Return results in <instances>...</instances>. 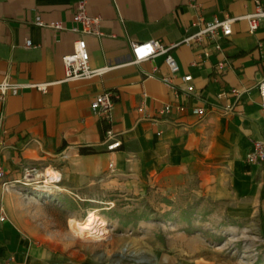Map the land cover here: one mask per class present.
Masks as SVG:
<instances>
[{"label": "crops", "instance_id": "1", "mask_svg": "<svg viewBox=\"0 0 264 264\" xmlns=\"http://www.w3.org/2000/svg\"><path fill=\"white\" fill-rule=\"evenodd\" d=\"M80 1L0 0V82L8 77L20 84H50L46 93L25 88L0 103L5 174L0 205L8 219L0 230V264H97L59 243L49 230L59 220L47 217L45 210L66 208L69 193L87 200L97 197L101 203L117 196L161 194L174 207L171 198L186 192L199 198L197 207L208 200L224 205L230 216L249 215L264 205V166L245 162L246 152L264 134L255 88L264 78V20L253 33L246 20L233 24L232 35L222 42L230 68L219 77L217 55L204 62L200 48L181 45L172 51L180 74L193 76L200 95L187 103L161 81L169 75L163 56L135 65L131 55L133 42L181 43L197 31L199 17L211 21L252 14L256 0H85L88 14L102 17L100 37L83 35L82 26L73 22ZM37 19L61 22L65 29L41 27ZM27 39L34 47H25ZM80 39L87 43L91 68L109 71L90 80L66 81L62 59ZM174 82L181 85L178 77ZM234 88L249 91L232 115L222 116L234 98L219 101L217 95ZM106 91L119 96L110 125L90 108L91 99ZM178 104L186 105L183 113L176 110ZM165 105L173 106L172 114L160 115ZM195 105L210 110L203 121L192 114ZM110 135L122 142L120 149L107 150ZM83 147L97 153L81 155ZM32 166L44 170L41 175L52 170L59 176L53 183L54 200L24 195L30 188L21 183ZM3 182L12 183L13 189L5 192ZM147 223L139 226L144 229ZM168 239L175 251V241L181 246L197 242L198 247L178 249L174 256L170 250H156L161 264L224 263L214 259L216 250L200 237L176 233Z\"/></svg>", "mask_w": 264, "mask_h": 264}, {"label": "rangeland", "instance_id": "2", "mask_svg": "<svg viewBox=\"0 0 264 264\" xmlns=\"http://www.w3.org/2000/svg\"><path fill=\"white\" fill-rule=\"evenodd\" d=\"M41 172L45 173L44 170ZM37 186L31 185L29 193L24 195L50 200L47 193L32 189ZM69 196L66 208L57 206V210H45L47 217L59 220L49 230L59 243L83 252L97 264H161L156 250L164 248V253L170 250L169 254L174 256L179 254L178 249L187 251L198 247L197 242L181 246V241H175L179 245L175 251L168 238L176 233H183L187 238L197 236L204 239L209 249L216 250L214 259L225 264H264V205L249 215L230 216L224 205L215 206L207 200L197 207L190 221H185V208L199 200L186 192L171 198L175 201L174 207L169 206V196L161 194H150L142 199L135 194L117 196L106 199L110 201L108 203H101L93 196L89 200L75 193H69ZM90 212H94L95 217L88 223ZM169 212L172 216H168ZM179 217L183 218H180L181 223L175 220ZM77 222L91 224L96 236L79 234L75 226ZM142 222H148L144 229L139 226ZM181 259L189 258L183 256Z\"/></svg>", "mask_w": 264, "mask_h": 264}, {"label": "built area", "instance_id": "3", "mask_svg": "<svg viewBox=\"0 0 264 264\" xmlns=\"http://www.w3.org/2000/svg\"><path fill=\"white\" fill-rule=\"evenodd\" d=\"M256 10L254 13L243 16L225 19L214 18L211 21L205 20L203 17H199L197 23V31L189 33L181 43L172 44L170 46H164L159 41L149 42H133L131 44V55L133 58L132 64L139 65L146 61H149L155 57L163 56L164 64L169 71V75L162 77L161 81L169 88L176 99L183 97L187 103L191 98H199V94L194 86V78L191 74H180V67L172 51L177 49L181 45H185L189 48H200L201 58L208 61L212 56L217 55L219 60L215 66V73L219 77L225 74L230 68V61L226 57L222 42L227 40L233 33L232 26L239 20H246L251 33L257 31L262 20H264V1L256 0ZM73 22L82 26L81 33L88 36H102L101 32V16H90L87 11V2L85 0L80 1L77 6V10L73 15ZM37 25L41 27H48L56 31H62L65 29L63 23L54 22L51 24H45L40 19H37ZM26 48L34 47L32 41L27 39L25 42ZM63 66L65 70L66 81H78V80H90L95 77H101L109 71V68L92 69L90 66V54L88 51L87 43L84 39L76 41L73 45V52L63 57ZM192 66H198V62H192ZM180 79L181 85H176L174 78ZM50 84H20L11 81L8 77L0 82V103L5 102L9 95H17L21 90L25 88L36 89L42 93H46ZM259 97L261 111L264 115V78L260 80L255 86ZM248 89L234 88L230 92H221L217 95V100L225 101L230 97L234 98L231 104H227L222 110V116H230L234 113L236 105L239 103L241 96L247 93ZM119 96L111 91H106L94 96L90 101V108L94 115L100 120L110 125L113 118V110ZM173 106L165 105L160 110V115H170L173 113ZM176 110L183 113L186 110V105L178 104ZM192 114L198 118L199 121H203L209 114L210 110L206 106H193ZM160 135V134H159ZM122 147V142L115 136L110 135L107 139L106 148L108 151H115ZM245 162L252 166H264V134L260 140L253 142L251 148L245 154ZM111 171L114 170V164L109 165ZM42 173L39 167L32 166L26 169V173L23 177V183L25 187H31V185H38L37 188L32 187L33 190L37 189L38 193H47L50 200H54V188H38L41 185L42 179L37 180L36 177ZM4 171L1 163L0 152V180L4 179ZM27 181L28 183H25ZM61 181V179H60ZM17 183V182H16ZM44 184V183H43ZM2 187L5 192L13 189V184L10 182H3ZM24 193H29L24 191ZM43 193V194H44ZM37 197H41V194H37ZM7 216L0 205V230L7 222Z\"/></svg>", "mask_w": 264, "mask_h": 264}, {"label": "bare ground", "instance_id": "4", "mask_svg": "<svg viewBox=\"0 0 264 264\" xmlns=\"http://www.w3.org/2000/svg\"><path fill=\"white\" fill-rule=\"evenodd\" d=\"M40 177H43V180L41 183H44L43 186H40L38 188H53V183H55L57 180H59V176L52 170H49V172H46V174L41 175L39 174L36 179H40ZM57 190V189H56ZM95 217V213L94 212H90L89 213V218H88V223H90L92 221V219ZM82 224L81 222H77L76 223V229L78 231L79 234L85 236H89V237H94L96 236L94 230L91 227V224Z\"/></svg>", "mask_w": 264, "mask_h": 264}, {"label": "trees", "instance_id": "5", "mask_svg": "<svg viewBox=\"0 0 264 264\" xmlns=\"http://www.w3.org/2000/svg\"><path fill=\"white\" fill-rule=\"evenodd\" d=\"M96 153H97V150L93 147H83L80 149L81 155H92V154H96ZM168 203H172V202L168 201ZM199 203L200 202H197V203L193 204L192 206L185 208V212H184V215H186L185 221H190V218L193 217L194 212L197 209V206L199 205ZM168 216H172V212H169Z\"/></svg>", "mask_w": 264, "mask_h": 264}]
</instances>
